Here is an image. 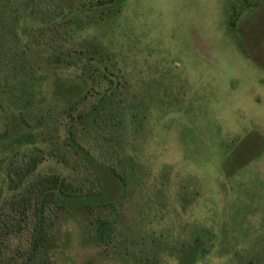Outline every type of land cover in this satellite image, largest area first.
Returning <instances> with one entry per match:
<instances>
[{
	"label": "rangeland",
	"instance_id": "rangeland-1",
	"mask_svg": "<svg viewBox=\"0 0 264 264\" xmlns=\"http://www.w3.org/2000/svg\"><path fill=\"white\" fill-rule=\"evenodd\" d=\"M26 45L38 60L21 58ZM73 49L93 58L83 72ZM98 67L122 113L104 162L131 158L135 176L110 183L103 206L56 212L45 264H184L197 239L191 264H264V145L224 170L264 144V0H126L117 11L111 0H0V202L26 188L14 170L27 149L43 151L33 177H80L55 154L66 117L54 86L100 81ZM10 111L27 122L14 136ZM99 217L112 221L104 240Z\"/></svg>",
	"mask_w": 264,
	"mask_h": 264
},
{
	"label": "trees",
	"instance_id": "trees-1",
	"mask_svg": "<svg viewBox=\"0 0 264 264\" xmlns=\"http://www.w3.org/2000/svg\"><path fill=\"white\" fill-rule=\"evenodd\" d=\"M111 1L112 8L116 11L126 2V0ZM28 48L29 46L26 45L20 49L21 58L25 60L26 54H29L34 58L33 61L38 60V51H30ZM73 53L67 54L71 56L70 62L76 66L80 64L82 72L83 61L85 59L93 61L91 56L85 57L87 53L84 50L73 49ZM56 58L57 61L60 59ZM23 63L24 71L33 74V65L27 66L26 62ZM98 68V75L102 77L100 81L93 79L89 82L68 85L59 82L54 86V94L62 97L59 99L61 112L66 117L62 151L55 154L63 160L70 155L74 159L80 177L76 180H68L65 176L56 173L33 177L42 160L43 151L36 148L38 153L33 154L27 149L23 155L20 154L21 164L14 173L20 182H28L19 196L5 198L0 202V264H45L49 245L47 233H50L56 212L75 208L83 211L103 206V200H110L111 193L107 189L110 183L126 187L135 176V166L131 158L119 160V167L104 162L105 155L107 156L111 150L116 151L111 144L116 125L118 126L122 121V113L120 114L118 108L113 110L112 107L111 96L114 95L115 89L110 90L111 81L108 79L111 77L109 78L104 70ZM107 90L111 93L105 95ZM92 97L95 98L94 102L88 101ZM107 106L110 107L108 110ZM7 118L9 127L4 134L9 136L20 134V123H27L22 111L17 113L10 111ZM110 120L114 122L110 124ZM39 123L41 124L40 121ZM54 130L58 136V128ZM263 145L262 142V145L256 147L252 156L250 154L244 159L230 162L229 168L225 166L226 163L229 164L227 157L224 164L225 172L232 174L239 170L254 155L261 152ZM242 148L245 151L248 149L246 146ZM239 154L241 153L235 151V155ZM109 207L115 209L113 203H109ZM92 224L96 237L100 240H104L112 229V221L109 218L99 217ZM200 242L201 239H197L186 249L184 258H188L189 262L186 261L184 264H191L194 261Z\"/></svg>",
	"mask_w": 264,
	"mask_h": 264
}]
</instances>
